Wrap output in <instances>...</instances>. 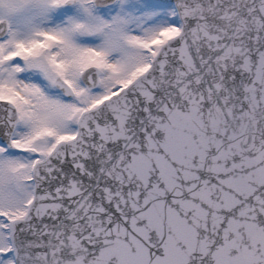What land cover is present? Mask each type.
<instances>
[{"label":"snow or ice","instance_id":"snow-or-ice-1","mask_svg":"<svg viewBox=\"0 0 264 264\" xmlns=\"http://www.w3.org/2000/svg\"><path fill=\"white\" fill-rule=\"evenodd\" d=\"M0 264H264V0H0Z\"/></svg>","mask_w":264,"mask_h":264}]
</instances>
